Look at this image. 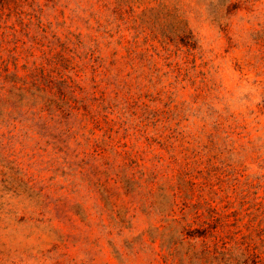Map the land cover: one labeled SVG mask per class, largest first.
Here are the masks:
<instances>
[{
  "label": "rangeland",
  "instance_id": "1",
  "mask_svg": "<svg viewBox=\"0 0 264 264\" xmlns=\"http://www.w3.org/2000/svg\"><path fill=\"white\" fill-rule=\"evenodd\" d=\"M0 264H264V0H0Z\"/></svg>",
  "mask_w": 264,
  "mask_h": 264
}]
</instances>
